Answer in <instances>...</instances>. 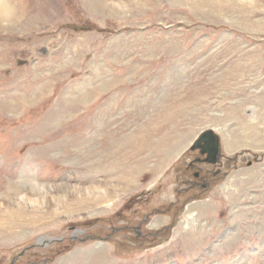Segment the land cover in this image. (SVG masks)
Returning a JSON list of instances; mask_svg holds the SVG:
<instances>
[{
    "label": "rangeland",
    "instance_id": "rangeland-1",
    "mask_svg": "<svg viewBox=\"0 0 264 264\" xmlns=\"http://www.w3.org/2000/svg\"><path fill=\"white\" fill-rule=\"evenodd\" d=\"M7 2L0 264H264V0Z\"/></svg>",
    "mask_w": 264,
    "mask_h": 264
},
{
    "label": "bare ground",
    "instance_id": "bare-ground-1",
    "mask_svg": "<svg viewBox=\"0 0 264 264\" xmlns=\"http://www.w3.org/2000/svg\"><path fill=\"white\" fill-rule=\"evenodd\" d=\"M7 0H0V24L7 18V16H9V13H10V8L11 7H9L8 5H7ZM3 24V23H2ZM2 24H1V26H2ZM5 24V23H4ZM74 111V110H73ZM205 131V130H204ZM203 132V131H202ZM229 143V142H228ZM229 145L231 146V144L229 143ZM79 148V147H78ZM88 150V149H87ZM64 151V152H63ZM63 153L64 154H66L65 152H67V150L66 149H63ZM37 157H39V156H37ZM35 160H39V162H43L44 163V160H42V157H39V158H36ZM51 160V159H50ZM28 180V179H27ZM23 182V181H22ZM26 186V184H22V185H18V186ZM63 185V184H62ZM53 186V185H52ZM27 188H29L28 189V192L29 193H31V194H35L36 196H40L41 195V187H40V185H38V184H36L35 182H28V184H27ZM95 188V187H94ZM24 191H26V189H24V187L22 188ZM21 189V190H22ZM53 189V188H52ZM115 189V188H114ZM77 191V190H76ZM81 191V190H80ZM20 192V191H19ZM19 192H16V193H14L15 195V197L17 196V194H19ZM95 194V191H89V192H87L86 193V195L85 196H87V197H91V196H93V197H95V196H98L99 194H96V195H94ZM11 195V194H10ZM44 195V194H43ZM43 195L42 196H40V197H42L43 198ZM52 197V196H51ZM56 197V196H55ZM73 197V196H72ZM16 198H18V197H16ZM45 198V197H44ZM43 198V199H44ZM58 199H60V198H58ZM83 199H86V197H84ZM96 199V198H95ZM103 199V198H102ZM101 200V199H100ZM18 202V201H17ZM32 203H38V202H36V201H34V202H32ZM31 203V204H32ZM98 203V202H97ZM14 204H16V206H18V207H20V208H23V207H25V205H24V203L22 202V203H20V202H18V203H14ZM15 206V207H16ZM14 207V206H13ZM17 207V208H18ZM14 210V209H13ZM192 210L190 209V212H191ZM22 212V211H21ZM17 213V212H16ZM27 213V212H26ZM189 214V213H188ZM30 216V215H29ZM28 216V217H29ZM190 216H192V213H190L189 214V216H188V218L190 217ZM20 217H23V215H20ZM19 217V218H20ZM13 219V218H12ZM37 221V220H36ZM40 221V220H39Z\"/></svg>",
    "mask_w": 264,
    "mask_h": 264
},
{
    "label": "water",
    "instance_id": "water-1",
    "mask_svg": "<svg viewBox=\"0 0 264 264\" xmlns=\"http://www.w3.org/2000/svg\"><path fill=\"white\" fill-rule=\"evenodd\" d=\"M192 149H199L201 154H206L211 157L208 162L215 163V157L219 156V140L214 131L207 129L203 132H200L196 139L191 145Z\"/></svg>",
    "mask_w": 264,
    "mask_h": 264
},
{
    "label": "flooded vegetation",
    "instance_id": "flooded-vegetation-1",
    "mask_svg": "<svg viewBox=\"0 0 264 264\" xmlns=\"http://www.w3.org/2000/svg\"><path fill=\"white\" fill-rule=\"evenodd\" d=\"M206 157L205 156H203V155H201V156H199V157H197L195 160H197V161H200L201 162V166H199L198 168H199V170H196V169H193V171H192V177L196 180H199L200 178H202V176L203 177H205L204 175H206V174H208V172L206 173V171L205 170H203V168H208V166H212V165H210V164H208V163H206V162H204V159H205ZM223 165H226V163L225 162H223L222 163ZM202 167V168H201ZM202 172V174L200 175V173ZM212 173V172H211ZM210 179V178H209ZM196 180V181H197ZM203 180H204V178H203ZM200 182L198 183H195V187H199V188H205L206 186H207V184H208V180L206 179L204 182H202L201 180H199Z\"/></svg>",
    "mask_w": 264,
    "mask_h": 264
},
{
    "label": "crops",
    "instance_id": "crops-1",
    "mask_svg": "<svg viewBox=\"0 0 264 264\" xmlns=\"http://www.w3.org/2000/svg\"><path fill=\"white\" fill-rule=\"evenodd\" d=\"M229 135L233 136L234 133H231V134L228 133L227 137H228ZM234 136L236 137V135H234ZM245 137H246V138H245ZM245 137H242V138H241V136H240L241 139H239V137H236V141H235V143H234L233 145L229 146V143H228V146L226 147L227 150L230 151V149H234V147H235L236 145H238V144L243 145V146H244V145H245V146H251V145H249V143H250V141H249L250 137L246 136V133H245ZM228 138H229V137H228ZM236 147H237V146H236ZM251 147H253V146H251ZM254 147H255V146H254Z\"/></svg>",
    "mask_w": 264,
    "mask_h": 264
}]
</instances>
